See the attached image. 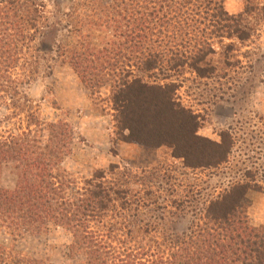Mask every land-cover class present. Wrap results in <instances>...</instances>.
Segmentation results:
<instances>
[{
  "label": "trees",
  "instance_id": "obj_1",
  "mask_svg": "<svg viewBox=\"0 0 264 264\" xmlns=\"http://www.w3.org/2000/svg\"><path fill=\"white\" fill-rule=\"evenodd\" d=\"M7 4L0 17V28H7L0 32V104L19 95L13 74L28 51L38 53L37 38L43 44L55 34V24L42 21V5L34 0ZM222 5L223 0H78L64 14V40L53 39L50 49L91 93L109 87L127 141L167 146L189 163L202 142L196 136L198 122L177 102L170 78L185 68L206 77V60L217 55L215 46L228 59L236 50L223 40L248 39L246 28L238 27ZM212 66L215 71L213 61ZM25 118L33 120L35 131L28 125L19 134L0 135V172L8 165L15 175L13 189L0 186V227L10 235L60 226L71 236L67 256L77 264H264V230L246 223L238 210L240 197L225 213L214 209L232 191L210 205L208 223L186 233L136 223L140 210L150 206L143 198L102 183V176L79 186L58 169L66 149L59 136L68 131L66 124L42 125L32 113ZM62 127L65 131H59ZM221 146L212 144V166L226 160L229 150L216 151ZM0 264L49 263L12 256L0 247Z\"/></svg>",
  "mask_w": 264,
  "mask_h": 264
},
{
  "label": "rangeland",
  "instance_id": "obj_2",
  "mask_svg": "<svg viewBox=\"0 0 264 264\" xmlns=\"http://www.w3.org/2000/svg\"><path fill=\"white\" fill-rule=\"evenodd\" d=\"M9 1L0 0L2 18ZM34 2L42 5L38 9L45 25L55 24L54 38L43 44L37 38L38 53L28 51L14 72L13 78L20 83L19 95L15 99L6 96L0 104V135L19 134L28 125L35 131L33 120L25 118L27 113L42 125L66 124L68 131L59 136L66 149L58 169L79 186L102 176V183L119 190L128 188L143 198L150 206L140 210L136 223L186 233L193 225L208 223L205 216L210 205L232 191L229 199L214 208L217 213H225L240 197L242 208L238 210L246 223L264 230V0H223V10L237 18L238 27L246 28L248 39L241 43L235 38L224 39V45L236 50L228 59L215 46L217 55L206 60V77L185 68L170 78L177 86V102L198 122L196 136L202 142L189 163L175 158L167 146L127 141L126 130L118 127L109 87L91 93L69 64L57 57L56 49H50L54 40H64V14L78 0ZM6 29L0 28V32ZM212 144L222 145V150H216L219 153L229 150L226 160L216 166H212ZM14 182V171L6 165L0 172V186L11 190ZM163 216V221L159 220ZM70 241L69 232L53 224L15 236L0 227V247L12 256L49 264L78 263L67 256Z\"/></svg>",
  "mask_w": 264,
  "mask_h": 264
}]
</instances>
